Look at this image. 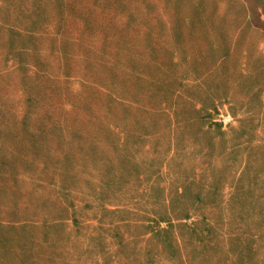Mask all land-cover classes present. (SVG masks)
I'll return each instance as SVG.
<instances>
[{
    "label": "rangeland",
    "instance_id": "obj_1",
    "mask_svg": "<svg viewBox=\"0 0 264 264\" xmlns=\"http://www.w3.org/2000/svg\"><path fill=\"white\" fill-rule=\"evenodd\" d=\"M0 264H264V0H0Z\"/></svg>",
    "mask_w": 264,
    "mask_h": 264
}]
</instances>
